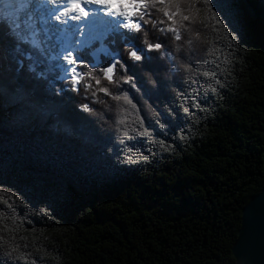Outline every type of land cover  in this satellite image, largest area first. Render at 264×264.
Wrapping results in <instances>:
<instances>
[{"label":"trees","instance_id":"obj_1","mask_svg":"<svg viewBox=\"0 0 264 264\" xmlns=\"http://www.w3.org/2000/svg\"><path fill=\"white\" fill-rule=\"evenodd\" d=\"M245 2L254 21L242 11L234 39L151 9L110 54L82 51L78 71L100 80L87 90L55 68L27 80L2 54L0 264H234L241 209L264 187V0ZM18 85L37 87L35 107L7 103Z\"/></svg>","mask_w":264,"mask_h":264},{"label":"snow or ice","instance_id":"obj_2","mask_svg":"<svg viewBox=\"0 0 264 264\" xmlns=\"http://www.w3.org/2000/svg\"><path fill=\"white\" fill-rule=\"evenodd\" d=\"M244 3L245 0H116L114 6L112 0H0V58L5 51L13 54L17 71L23 70L27 80L47 78V74L55 68L63 73L57 79L67 78L72 91H76L80 84L87 90L90 85L85 77L96 79V83H100V80L92 75L91 70L86 72L77 70L78 67L88 68V65L83 63L86 55L82 54L81 50L86 49L92 41L100 40L108 33H116L121 28L142 31V24L149 23L145 16L150 14L151 9L162 11L173 23L176 22L173 18L179 15L181 22L199 23L205 28L211 27L212 31L222 29L234 39V33L243 34ZM182 4L186 5L184 10L189 13L188 15L182 13ZM92 5H95V8L91 7ZM169 6L174 10L169 11ZM151 22L153 25L156 23ZM160 23L163 24L164 21ZM166 30L172 32L176 39H180L178 28L168 26ZM193 35L199 38L200 34L193 32ZM145 44L149 50L161 48L160 43L152 44L145 41ZM138 53H143V49L132 46L127 54L132 60L139 61L142 56ZM52 61L56 63L52 64ZM116 66L121 69L125 67L117 59L108 61V67L100 70L109 82ZM204 75L208 76L209 73L205 72ZM98 90L107 94V89L103 87ZM37 92L35 85L30 89L18 85L8 96L7 103L15 105L19 111L35 107L38 103ZM5 96L6 89L0 84V107L5 104ZM114 99L118 100L120 97ZM123 99L131 103L126 94ZM81 107L85 111H90L87 104ZM123 135L127 136L128 133L124 132ZM144 135L148 133L145 132ZM138 159L147 160V157L139 156ZM128 162L135 161L128 157ZM246 215L248 224L241 229L238 253L247 245L249 234L257 221L264 224V197L249 204Z\"/></svg>","mask_w":264,"mask_h":264},{"label":"water","instance_id":"obj_3","mask_svg":"<svg viewBox=\"0 0 264 264\" xmlns=\"http://www.w3.org/2000/svg\"><path fill=\"white\" fill-rule=\"evenodd\" d=\"M242 11L250 21H254L253 11L246 4V2L243 5ZM262 163L264 167V150L262 152ZM260 197H264V187L241 209L237 237L231 247V255L234 259V264H264V224H262L259 220L249 234L247 245L239 253L237 251L241 229L243 226L248 224V217L246 215L248 206L253 201L259 200Z\"/></svg>","mask_w":264,"mask_h":264},{"label":"rangeland","instance_id":"obj_4","mask_svg":"<svg viewBox=\"0 0 264 264\" xmlns=\"http://www.w3.org/2000/svg\"><path fill=\"white\" fill-rule=\"evenodd\" d=\"M89 46V45H88ZM87 46V47H88ZM97 50V49H96ZM104 52H106V50H104V49H102V50H97L96 51V53H95V55H93V57L95 58V56L97 55V54H99V53H101V54H103ZM114 57V56H113ZM56 63V61H52V64H55ZM59 72H60V76H62L63 75V73H61V71L59 70ZM64 79H67V78H64Z\"/></svg>","mask_w":264,"mask_h":264},{"label":"bare ground","instance_id":"obj_5","mask_svg":"<svg viewBox=\"0 0 264 264\" xmlns=\"http://www.w3.org/2000/svg\"><path fill=\"white\" fill-rule=\"evenodd\" d=\"M113 2V5L115 6L116 5V0H112ZM63 6V5H61ZM91 7L95 8V5H92ZM69 23H76L75 21H69Z\"/></svg>","mask_w":264,"mask_h":264}]
</instances>
